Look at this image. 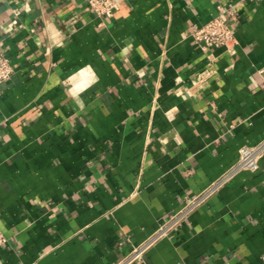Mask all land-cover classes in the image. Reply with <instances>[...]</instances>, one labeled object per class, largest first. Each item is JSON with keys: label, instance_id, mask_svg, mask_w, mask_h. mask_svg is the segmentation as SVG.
<instances>
[{"label": "crops", "instance_id": "0c3cea01", "mask_svg": "<svg viewBox=\"0 0 264 264\" xmlns=\"http://www.w3.org/2000/svg\"><path fill=\"white\" fill-rule=\"evenodd\" d=\"M117 1L0 0V264H120L264 138V0ZM128 264H264V156Z\"/></svg>", "mask_w": 264, "mask_h": 264}, {"label": "built area", "instance_id": "2783aa9c", "mask_svg": "<svg viewBox=\"0 0 264 264\" xmlns=\"http://www.w3.org/2000/svg\"><path fill=\"white\" fill-rule=\"evenodd\" d=\"M90 9L98 17H112L115 11L119 8V1L117 0H86ZM219 12L212 17L204 25H194L192 29V36L198 42L207 48H220L224 47L231 50L236 43V36L225 18L226 9L224 6L218 7ZM15 69L14 66L6 55V53L0 48V83L11 79ZM262 79V85L264 87V66L259 70ZM264 156V138L255 145L242 146L239 149V157L234 166L225 173L220 179L213 182L208 188L200 192L190 203L176 215L171 217L170 220L163 223L157 232L145 241L141 246L136 247L132 255L120 264H128L134 258L138 257L154 242L168 233L176 229L180 222L188 215V213L205 202L213 193H215L234 173L240 170L257 171L260 167V160ZM7 241V237L0 228V247H2Z\"/></svg>", "mask_w": 264, "mask_h": 264}]
</instances>
